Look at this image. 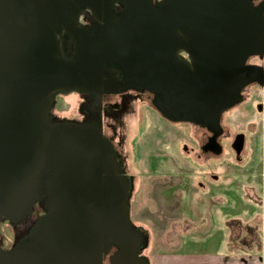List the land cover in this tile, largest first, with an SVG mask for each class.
I'll list each match as a JSON object with an SVG mask.
<instances>
[{
	"label": "water",
	"instance_id": "obj_1",
	"mask_svg": "<svg viewBox=\"0 0 264 264\" xmlns=\"http://www.w3.org/2000/svg\"><path fill=\"white\" fill-rule=\"evenodd\" d=\"M263 56L264 6L252 0H0V223L30 221L9 249L0 242V264H103L111 249L108 264H148L132 180L98 123L52 118L56 96L93 111L103 95L147 91L220 155V117L248 85L264 91V69L246 65Z\"/></svg>",
	"mask_w": 264,
	"mask_h": 264
},
{
	"label": "rangeland",
	"instance_id": "obj_2",
	"mask_svg": "<svg viewBox=\"0 0 264 264\" xmlns=\"http://www.w3.org/2000/svg\"><path fill=\"white\" fill-rule=\"evenodd\" d=\"M263 102L264 91L254 85L248 87L244 102L223 115L225 135L219 140L221 155L199 160L192 156V150L204 130L165 121L146 100H130L118 123L102 119L104 129L111 127L106 136L114 139L125 173L132 180L129 218L147 236L141 255L148 264L149 255L167 251L220 256L225 252L220 241L224 240L228 219L242 223L262 216ZM86 104L76 93L63 94L55 99L50 114L58 122L82 123L83 114L88 112ZM236 134L245 137L244 149L238 156L231 148ZM247 196L263 205L254 206ZM41 214L37 209L30 219ZM27 223L21 226L0 223V242L5 249L26 232L30 221ZM232 228L238 229L235 224ZM167 240L180 242L181 248L167 249L165 245L162 249V241L166 244Z\"/></svg>",
	"mask_w": 264,
	"mask_h": 264
},
{
	"label": "crops",
	"instance_id": "obj_3",
	"mask_svg": "<svg viewBox=\"0 0 264 264\" xmlns=\"http://www.w3.org/2000/svg\"><path fill=\"white\" fill-rule=\"evenodd\" d=\"M253 205L262 206L259 200L246 197ZM255 206V205H254ZM229 221V222H228ZM227 223V224H226ZM225 223L224 240L220 245L224 253L220 256H191L174 253V251L162 252L160 255H149L150 264H264V209L262 216H256L253 220L247 219L242 223L238 219L231 218ZM236 230H233V225ZM179 237V236H178ZM162 241L167 249L181 248L180 242L171 240ZM173 244V245H172Z\"/></svg>",
	"mask_w": 264,
	"mask_h": 264
},
{
	"label": "flooded vegetation",
	"instance_id": "obj_4",
	"mask_svg": "<svg viewBox=\"0 0 264 264\" xmlns=\"http://www.w3.org/2000/svg\"><path fill=\"white\" fill-rule=\"evenodd\" d=\"M153 1H155V0H153ZM156 1H160V0H156ZM261 5L264 6V0H252V7L255 8V7H258V6H261ZM263 62H264V56L262 58H260V57H249L247 59V61H246V65H255V66L262 67L264 69ZM252 85L257 86L256 84H250L246 88H244V90L240 94L241 95V101L238 104H236L234 107H232L231 109H229L228 111L232 110L237 105H239L242 102H244V93H245V90L248 87H251ZM60 95H62V94H60ZM60 95H58V96H60ZM56 98H57V96H56ZM133 99L134 100H146V102L148 104H150V105L152 104V95L150 93H148L147 91L137 92V91L128 90V91H125V92H122V93H119V94H116V95H103L102 98H101V105H100V107L98 109H94L93 111H91V110L88 111V109H87L88 112L85 111V115L83 114V116H82V120H83L82 123H85V122H88V121H96L100 125V127L102 128L103 135L106 138L108 137L107 139L110 141V143L112 144V146L114 148L115 157H116L117 161H119L121 163V165H123V159H122V157H121V155L119 153L118 148H116V146L113 144L114 139H112L109 136H106V133H107L106 131L108 130V128L110 127V125H109V127L106 126L105 129H104V127H103V125H102L101 122H102V119L103 118H109V119L115 121L116 123L120 122V119L122 117L121 115L127 110V106L129 105L130 100H133ZM87 104H86V108H87ZM95 110H97V111H95ZM228 111H226V112H228ZM226 112L222 113V115L220 117L221 133L216 138V142L219 145H220L219 140L222 137H224V135H225L224 134L225 131L222 128V118H223V115ZM111 120H109V121H111ZM201 129L204 130V132H203L202 135L197 136L198 137V140L195 141L197 143H196L195 149L192 150V152L194 151L192 156H195L198 160H199L200 157H203V158L219 157L221 154L220 155H214L213 153L204 150L205 146L208 143L209 138L211 137V134L206 129H204V128H201ZM237 135H239V134H236L234 136L233 141H234V139H235V137ZM200 137H201V139H200ZM243 137H244V135H243ZM244 145H245V137H244V140H243V148H242V151L244 149ZM184 150H186V147H184ZM221 153H222V151H221ZM123 166H121L122 173L124 175H126V173H125L126 170H125V168ZM1 247L3 249H5L2 244H1ZM114 251H115V249H111L110 252L107 255L104 256L103 264H108V259H109V257L112 255V253Z\"/></svg>",
	"mask_w": 264,
	"mask_h": 264
},
{
	"label": "trees",
	"instance_id": "obj_5",
	"mask_svg": "<svg viewBox=\"0 0 264 264\" xmlns=\"http://www.w3.org/2000/svg\"><path fill=\"white\" fill-rule=\"evenodd\" d=\"M95 111H97V110H95ZM194 127H198V126H194ZM198 128H200V127H198ZM105 137V136H104ZM118 163H119V165L120 166H123V165H121V163L119 162V161H117ZM124 167V166H123Z\"/></svg>",
	"mask_w": 264,
	"mask_h": 264
}]
</instances>
